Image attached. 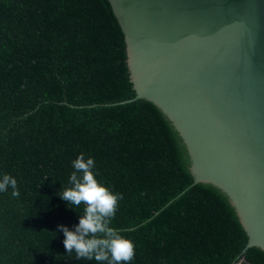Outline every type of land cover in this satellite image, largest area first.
<instances>
[{
    "label": "trees",
    "instance_id": "16d2710c",
    "mask_svg": "<svg viewBox=\"0 0 264 264\" xmlns=\"http://www.w3.org/2000/svg\"><path fill=\"white\" fill-rule=\"evenodd\" d=\"M135 96L109 0H0V179L20 192H0V264H100L68 256L60 228L85 207L58 195L80 154L124 195L109 227L134 242L131 264H264L228 196L192 185L170 119Z\"/></svg>",
    "mask_w": 264,
    "mask_h": 264
},
{
    "label": "water",
    "instance_id": "95a60500",
    "mask_svg": "<svg viewBox=\"0 0 264 264\" xmlns=\"http://www.w3.org/2000/svg\"><path fill=\"white\" fill-rule=\"evenodd\" d=\"M109 1L136 90L127 101L162 110L187 146L192 185L225 193L244 251L264 250V0Z\"/></svg>",
    "mask_w": 264,
    "mask_h": 264
},
{
    "label": "clouds",
    "instance_id": "9594fccd",
    "mask_svg": "<svg viewBox=\"0 0 264 264\" xmlns=\"http://www.w3.org/2000/svg\"><path fill=\"white\" fill-rule=\"evenodd\" d=\"M74 171L69 177L70 187L58 193L62 200L78 208L84 204L83 214L75 231L61 225L67 255L75 252L76 259L107 262V264H131L135 257L134 242L109 227L115 217L122 193H114L96 177L94 158L80 154L72 162ZM12 189L11 195L19 197L17 180L9 174L0 179V192Z\"/></svg>",
    "mask_w": 264,
    "mask_h": 264
},
{
    "label": "rangeland",
    "instance_id": "374dc122",
    "mask_svg": "<svg viewBox=\"0 0 264 264\" xmlns=\"http://www.w3.org/2000/svg\"><path fill=\"white\" fill-rule=\"evenodd\" d=\"M240 264H242V263H240Z\"/></svg>",
    "mask_w": 264,
    "mask_h": 264
}]
</instances>
